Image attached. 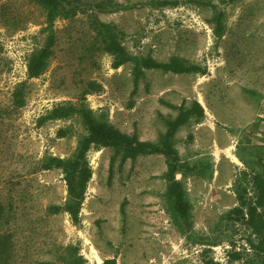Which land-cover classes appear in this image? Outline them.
Segmentation results:
<instances>
[{
    "label": "rangeland",
    "instance_id": "obj_1",
    "mask_svg": "<svg viewBox=\"0 0 264 264\" xmlns=\"http://www.w3.org/2000/svg\"><path fill=\"white\" fill-rule=\"evenodd\" d=\"M114 1L121 8L97 17L121 31L129 54L150 53L160 62L176 55L206 73L144 70L131 97L132 64L112 69V57L94 40L88 15L56 21L53 57L40 78L28 81L25 107L0 113V203L5 207L0 235L12 236L9 264H64L70 247L78 249L85 264L106 258H116L117 264H201L199 236H230L238 250L248 234L219 226V220L236 205L235 181L242 171L257 168V157L264 154V0H234L222 7L216 0H204L212 5L166 0L175 6H160L165 0ZM219 8L224 32L216 38L210 20ZM45 26L44 12L35 3L0 0V42L8 60L0 68V108L8 104L11 85L25 78L26 56L43 44ZM88 80L103 88L87 95L86 104L107 114L121 131H140L144 141H157L166 129L163 120L177 115L165 103L202 104L203 120L185 124L175 135L181 160L192 168L181 180L192 205L195 238L178 234L166 213V164L160 155L138 156L123 165L117 159L109 178L112 151L91 150L93 174L81 223L72 224L65 213H45L47 205L63 203L65 183L58 171L33 173V168L45 153L72 155L77 136L58 138L56 132L70 125L77 133L82 128L76 118L41 127L36 119L55 103L76 102ZM230 249L223 242L211 247L209 256L226 264Z\"/></svg>",
    "mask_w": 264,
    "mask_h": 264
},
{
    "label": "trees",
    "instance_id": "obj_2",
    "mask_svg": "<svg viewBox=\"0 0 264 264\" xmlns=\"http://www.w3.org/2000/svg\"><path fill=\"white\" fill-rule=\"evenodd\" d=\"M38 5L44 12L45 33L41 46L33 49L26 56L25 78L11 85L8 92V104L6 108H0V113L17 111L25 107L27 103L28 81L40 78L47 70L53 57L56 43L54 24L58 20H70L79 13L89 17L90 31L99 48L112 57V69H119L126 63H131V75L133 77V89L130 96L133 97L138 89L140 80L144 77V70H160L163 73L173 74H201L206 70L198 65L189 63L179 56H171L168 61L160 62L149 53L146 56H135L128 53L122 44V33L110 23H104L97 17V13H109L118 10L121 6L114 0H28ZM198 4L212 1L194 0ZM219 6H224L234 0H216ZM177 2L163 1L160 6L177 5ZM214 7V6H213ZM216 8V7H215ZM213 34L220 38L224 32L223 12L219 8L212 16ZM3 48L0 42V68L8 64V60L2 55ZM1 70V69H0ZM102 84L88 80L83 83L80 95L76 102L61 101L46 109L36 119V126L41 127L47 122L67 121L76 118L82 128L77 133L72 125L59 128L56 132L58 138L77 136L76 148L72 155L59 157L45 153L33 168V173L44 171H58L65 183L66 196L62 204H49L45 208L48 216L65 213L72 224L81 223L80 212L86 198V190L93 171L88 161V153L91 150L110 149L112 151L109 160V178L112 174V166L119 160L123 165L127 160H133L138 156L160 155L165 159L166 169L162 178L166 182L163 193L166 213L174 229L183 238L190 240L196 237L192 221V205L184 188L182 178L192 168L182 161L176 149L175 135L178 129L193 121L200 123L205 114L204 109L197 100H192L189 105L183 101L179 105L165 103V105L177 111V115L171 119H164L165 131L158 136V140L141 141L136 132L126 133L113 125L108 115L96 113L86 104V97L90 94L100 93ZM134 105L129 102V108ZM260 121H264L263 119ZM257 168L242 171V176L234 183L236 205L220 216L219 226L225 228H242L248 232L243 238L241 249L236 250V242L230 236L207 238L199 236L195 241L203 246L200 253L201 264H221L209 256L211 247L227 242L231 249L226 257V264H264V154L257 157ZM180 175L181 178H177ZM123 208V206H122ZM5 214V207L0 203V219ZM13 240L9 234L0 235V264H9L12 260ZM70 253L63 258L64 264H85V260L79 255L78 249L70 247ZM101 264H117L116 258L103 259Z\"/></svg>",
    "mask_w": 264,
    "mask_h": 264
},
{
    "label": "crops",
    "instance_id": "obj_3",
    "mask_svg": "<svg viewBox=\"0 0 264 264\" xmlns=\"http://www.w3.org/2000/svg\"><path fill=\"white\" fill-rule=\"evenodd\" d=\"M198 102H199V101H198ZM199 103H200V102H199ZM201 106H202V104H201ZM202 107H203V106H202ZM210 131L213 132V134H214V132H215V130H211V128H210ZM138 135H139V139H140L141 141H144V139H143L142 134H141L140 131L138 132ZM217 137H218V136H217ZM225 137H226V136H225ZM226 138H227V137H226ZM217 139H218V138H217ZM215 140H216V139H215ZM218 141L220 142L221 140L218 139ZM220 143H222V142H220ZM194 147H195L194 145H191V146L189 147V150L194 149ZM216 147H217V148H223V147H219L218 143H217ZM227 151H228V152H227ZM227 151H226V153L230 155V150H227Z\"/></svg>",
    "mask_w": 264,
    "mask_h": 264
},
{
    "label": "water",
    "instance_id": "obj_4",
    "mask_svg": "<svg viewBox=\"0 0 264 264\" xmlns=\"http://www.w3.org/2000/svg\"><path fill=\"white\" fill-rule=\"evenodd\" d=\"M180 175H177V178H179Z\"/></svg>",
    "mask_w": 264,
    "mask_h": 264
},
{
    "label": "built area",
    "instance_id": "obj_5",
    "mask_svg": "<svg viewBox=\"0 0 264 264\" xmlns=\"http://www.w3.org/2000/svg\"><path fill=\"white\" fill-rule=\"evenodd\" d=\"M261 117H263V116L261 115Z\"/></svg>",
    "mask_w": 264,
    "mask_h": 264
}]
</instances>
